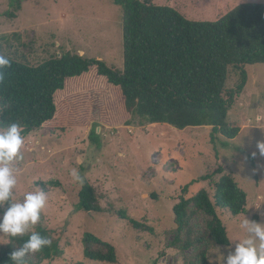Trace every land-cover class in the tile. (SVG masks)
Here are the masks:
<instances>
[{
    "label": "rangeland",
    "instance_id": "obj_1",
    "mask_svg": "<svg viewBox=\"0 0 264 264\" xmlns=\"http://www.w3.org/2000/svg\"><path fill=\"white\" fill-rule=\"evenodd\" d=\"M152 1L175 7L189 19L212 21L238 4L264 2ZM0 49L33 65L71 51L122 69V9L113 0H0ZM246 69L247 83L228 113L229 120L242 126L232 140L220 136L212 143L211 126L179 129L139 118L128 125L91 122L88 127L44 128L23 134V158L14 165L18 180L15 199L21 200L29 191L48 193L34 230L47 227L60 239L62 248L61 255L38 264H197L199 248L184 253L173 244L177 234L173 208L182 195L190 197L201 189L214 200L220 167L234 176L248 199L245 212L239 215L217 208L231 249L246 235L240 227L245 217L264 223V156L257 147L264 141V64L247 65ZM238 81L239 76L232 72L228 87H235ZM93 130L100 144L92 141ZM73 170L94 186L101 212L78 209L84 182L73 178ZM205 175L211 176L202 179ZM185 185L189 189L183 194ZM121 211L154 230H136L121 217ZM205 222L200 214L195 228L201 232ZM87 231L116 247V263L85 257ZM7 241V236H0V244ZM206 245L208 260L223 264L217 257H226L229 246L215 245L210 239Z\"/></svg>",
    "mask_w": 264,
    "mask_h": 264
},
{
    "label": "trees",
    "instance_id": "obj_2",
    "mask_svg": "<svg viewBox=\"0 0 264 264\" xmlns=\"http://www.w3.org/2000/svg\"><path fill=\"white\" fill-rule=\"evenodd\" d=\"M113 2L122 9V69L71 51L33 65L0 49V54L11 61L0 84V127L15 122L28 135L44 128L88 127L91 122L128 125L139 118L179 129L211 126L212 143L220 136L236 138L242 126L229 120L228 113L247 83L246 66L264 64V2L238 4L213 21L189 19L177 8L152 0ZM232 72L239 81L235 87H228ZM90 137L100 144L94 130ZM217 174L221 176L215 182L214 200L201 189L190 197L182 195L173 208L177 226L173 244L184 253L199 248L197 264H209L208 239L215 245L231 244L217 208L239 215L248 202L232 174L223 173L222 167ZM188 189L185 185L183 194ZM79 195L78 209L102 211L88 180ZM120 214L136 230H154L125 211ZM200 214L206 217L201 232L195 228ZM36 231L50 238L52 244L26 255L24 264L52 260L62 253L60 239L50 229L39 226ZM26 239L8 237L0 244V264H12L11 252ZM83 242L86 258L117 262L116 247L111 242L90 231Z\"/></svg>",
    "mask_w": 264,
    "mask_h": 264
},
{
    "label": "clouds",
    "instance_id": "obj_3",
    "mask_svg": "<svg viewBox=\"0 0 264 264\" xmlns=\"http://www.w3.org/2000/svg\"><path fill=\"white\" fill-rule=\"evenodd\" d=\"M11 64L9 58L0 54V84L4 80V70ZM25 138L22 125L11 123L0 127V236L9 238L27 237L19 248L10 254L12 264H24V257L50 246L52 240L34 230L41 220L42 210L48 200L44 191H29L21 200L15 199L14 189L18 183L15 163L21 160ZM257 147L264 156V141ZM73 178L84 182V177L77 170L71 172ZM7 205V207H5ZM246 235L238 239L234 250L229 245L225 256L217 257L223 264H264V223L250 221L246 217L240 222ZM209 264H214L210 259Z\"/></svg>",
    "mask_w": 264,
    "mask_h": 264
},
{
    "label": "crops",
    "instance_id": "obj_4",
    "mask_svg": "<svg viewBox=\"0 0 264 264\" xmlns=\"http://www.w3.org/2000/svg\"><path fill=\"white\" fill-rule=\"evenodd\" d=\"M192 128L200 127V126H191Z\"/></svg>",
    "mask_w": 264,
    "mask_h": 264
}]
</instances>
